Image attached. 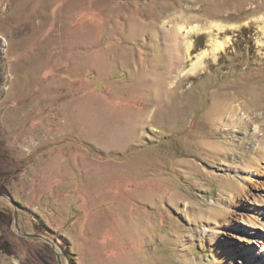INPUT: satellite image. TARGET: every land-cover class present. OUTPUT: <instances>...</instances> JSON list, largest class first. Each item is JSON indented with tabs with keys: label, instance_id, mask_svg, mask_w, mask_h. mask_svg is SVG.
<instances>
[{
	"label": "rangeland",
	"instance_id": "obj_1",
	"mask_svg": "<svg viewBox=\"0 0 264 264\" xmlns=\"http://www.w3.org/2000/svg\"><path fill=\"white\" fill-rule=\"evenodd\" d=\"M263 134L264 0H0V264H264Z\"/></svg>",
	"mask_w": 264,
	"mask_h": 264
},
{
	"label": "bare ground",
	"instance_id": "obj_2",
	"mask_svg": "<svg viewBox=\"0 0 264 264\" xmlns=\"http://www.w3.org/2000/svg\"><path fill=\"white\" fill-rule=\"evenodd\" d=\"M262 136H264V134ZM262 149L264 150V147H262ZM233 192H238V189L234 190ZM259 214H260L259 218L258 219H253V223H250L251 226L246 228V230L249 231L250 233L257 234L260 231L261 232L264 231V210L259 211ZM243 222H245V221H243ZM250 222H252V221H250ZM254 241L258 243L259 240L257 241V240L252 239V238L247 239V243H254ZM260 241H262V240H260ZM262 250H264V246H263ZM262 254H264V253H262ZM257 261L258 262H261V261L264 262L262 257H258ZM255 262H256V260H255Z\"/></svg>",
	"mask_w": 264,
	"mask_h": 264
}]
</instances>
